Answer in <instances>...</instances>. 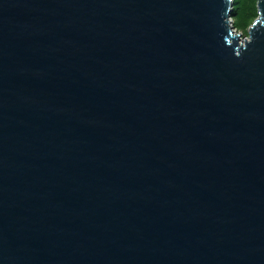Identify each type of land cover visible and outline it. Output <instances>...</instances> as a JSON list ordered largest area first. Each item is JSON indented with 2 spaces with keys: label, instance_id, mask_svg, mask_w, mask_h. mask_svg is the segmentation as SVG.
I'll list each match as a JSON object with an SVG mask.
<instances>
[{
  "label": "water",
  "instance_id": "95a60500",
  "mask_svg": "<svg viewBox=\"0 0 264 264\" xmlns=\"http://www.w3.org/2000/svg\"><path fill=\"white\" fill-rule=\"evenodd\" d=\"M0 0V264H264V0Z\"/></svg>",
  "mask_w": 264,
  "mask_h": 264
},
{
  "label": "rangeland",
  "instance_id": "374dc122",
  "mask_svg": "<svg viewBox=\"0 0 264 264\" xmlns=\"http://www.w3.org/2000/svg\"><path fill=\"white\" fill-rule=\"evenodd\" d=\"M231 21L236 31L247 35L248 28L257 16L256 0H232Z\"/></svg>",
  "mask_w": 264,
  "mask_h": 264
}]
</instances>
